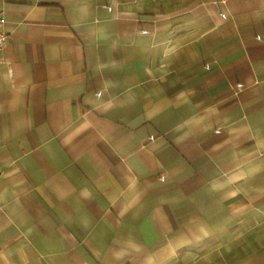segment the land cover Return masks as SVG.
Here are the masks:
<instances>
[{"label": "crops", "instance_id": "obj_1", "mask_svg": "<svg viewBox=\"0 0 264 264\" xmlns=\"http://www.w3.org/2000/svg\"><path fill=\"white\" fill-rule=\"evenodd\" d=\"M0 12V264H264V0Z\"/></svg>", "mask_w": 264, "mask_h": 264}, {"label": "built area", "instance_id": "obj_2", "mask_svg": "<svg viewBox=\"0 0 264 264\" xmlns=\"http://www.w3.org/2000/svg\"><path fill=\"white\" fill-rule=\"evenodd\" d=\"M8 39L9 36L4 29V18L2 13L0 12V52L5 49Z\"/></svg>", "mask_w": 264, "mask_h": 264}]
</instances>
